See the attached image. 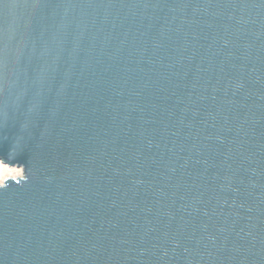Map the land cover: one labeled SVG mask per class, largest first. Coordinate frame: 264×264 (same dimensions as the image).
Listing matches in <instances>:
<instances>
[{
  "label": "water",
  "instance_id": "95a60500",
  "mask_svg": "<svg viewBox=\"0 0 264 264\" xmlns=\"http://www.w3.org/2000/svg\"><path fill=\"white\" fill-rule=\"evenodd\" d=\"M0 264H264V0H0Z\"/></svg>",
  "mask_w": 264,
  "mask_h": 264
},
{
  "label": "rangeland",
  "instance_id": "374dc122",
  "mask_svg": "<svg viewBox=\"0 0 264 264\" xmlns=\"http://www.w3.org/2000/svg\"><path fill=\"white\" fill-rule=\"evenodd\" d=\"M23 176L21 168L8 167L0 161V185L6 179H17Z\"/></svg>",
  "mask_w": 264,
  "mask_h": 264
}]
</instances>
